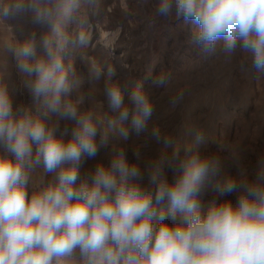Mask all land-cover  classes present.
<instances>
[{
  "label": "clouds",
  "instance_id": "9594fccd",
  "mask_svg": "<svg viewBox=\"0 0 264 264\" xmlns=\"http://www.w3.org/2000/svg\"><path fill=\"white\" fill-rule=\"evenodd\" d=\"M83 2L0 0V17L31 13L35 23L50 29L41 38L43 56H37L35 35L11 49L29 77L26 87L41 102L38 113L14 111L0 88V264H264V161L255 181H221L217 158L181 157L177 149L147 166L148 186H142L140 166L120 151L109 165L98 163L81 175L85 160L107 145L110 132L127 140L126 123L139 134L153 111L139 85L131 108L116 84L106 87L112 116L81 113L83 98L69 99L81 81L74 71L70 78L63 62L70 42L64 27L77 20ZM173 10L198 26L195 41L204 51L223 39L225 51L239 46L264 71V0H159L160 15ZM89 71L100 79L95 62ZM153 83L162 84L163 77ZM53 116L74 122L69 139L67 133L56 135L57 126L49 123ZM153 135L159 139L158 130ZM36 167L53 178L29 195ZM166 169L173 172L171 181ZM208 188L236 192L237 201L214 199L205 210L201 199ZM177 213L179 220L170 225L167 216Z\"/></svg>",
  "mask_w": 264,
  "mask_h": 264
},
{
  "label": "rangeland",
  "instance_id": "374dc122",
  "mask_svg": "<svg viewBox=\"0 0 264 264\" xmlns=\"http://www.w3.org/2000/svg\"><path fill=\"white\" fill-rule=\"evenodd\" d=\"M158 6L159 0H84L77 20L64 27L70 42L63 62L70 78L74 71L81 81L69 99L83 98L78 105L81 113L115 115L105 93L111 84L120 88L129 108L131 93L141 86L153 109L146 129L139 134L130 120L125 125L127 140L110 132L107 145L100 147L95 158L85 160L81 175L93 171L98 163L109 165L124 151L128 161L138 163L143 171L142 186H148L147 166L178 149L181 157L199 154L217 158L221 181L229 177L255 181L264 161V71L257 70L251 54L239 46L225 51L223 39L213 50L204 51L195 41V23L177 18L174 10L162 16ZM49 32L47 25L34 22L31 13L0 17V88L7 91L14 111L35 115L41 102L26 87L29 77L18 69L11 49L35 35L37 56H43L40 42ZM93 62L102 71L99 80L90 76ZM160 77L163 83L154 84ZM49 123L57 126L56 135L67 133L65 140L75 126L73 121L56 116ZM154 129L159 139L153 135ZM3 151L0 147V154ZM165 171L171 181L173 172ZM52 178L36 167L30 175L29 195L34 186ZM237 197L236 192L221 194L208 188L201 202L206 210L214 199L235 204ZM161 207L167 211L166 204ZM179 218L180 213L175 218L169 215L167 222L171 225Z\"/></svg>",
  "mask_w": 264,
  "mask_h": 264
},
{
  "label": "bare ground",
  "instance_id": "6f19581e",
  "mask_svg": "<svg viewBox=\"0 0 264 264\" xmlns=\"http://www.w3.org/2000/svg\"><path fill=\"white\" fill-rule=\"evenodd\" d=\"M105 33H106V32H103V34H105ZM108 33H109V32H108ZM103 34H102V35H103ZM102 37H103V36H102ZM110 39H111V38H110ZM113 41H114V40H113ZM107 44H108V43H107ZM117 48H118V47H117Z\"/></svg>",
  "mask_w": 264,
  "mask_h": 264
}]
</instances>
